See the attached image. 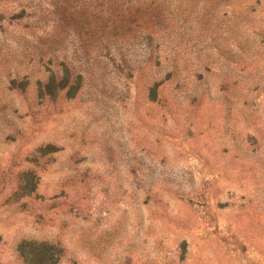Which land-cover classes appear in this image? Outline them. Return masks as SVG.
I'll return each instance as SVG.
<instances>
[{"label":"rangeland","instance_id":"obj_1","mask_svg":"<svg viewBox=\"0 0 264 264\" xmlns=\"http://www.w3.org/2000/svg\"><path fill=\"white\" fill-rule=\"evenodd\" d=\"M0 264H264V0H0Z\"/></svg>","mask_w":264,"mask_h":264}]
</instances>
